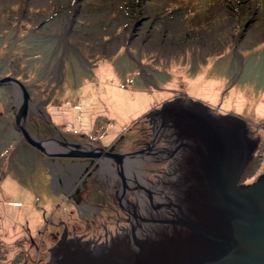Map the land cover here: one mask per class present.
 Listing matches in <instances>:
<instances>
[{"label": "rangeland", "instance_id": "1", "mask_svg": "<svg viewBox=\"0 0 264 264\" xmlns=\"http://www.w3.org/2000/svg\"><path fill=\"white\" fill-rule=\"evenodd\" d=\"M4 77L34 97L26 127L37 138L131 153L153 133L145 113L190 97L248 121L259 145L240 182L264 173V0H0ZM17 101L0 84V264H46L64 225L112 227L116 181L97 159L30 146ZM152 162L139 163L147 188Z\"/></svg>", "mask_w": 264, "mask_h": 264}, {"label": "water", "instance_id": "2", "mask_svg": "<svg viewBox=\"0 0 264 264\" xmlns=\"http://www.w3.org/2000/svg\"><path fill=\"white\" fill-rule=\"evenodd\" d=\"M5 82L16 89V129L41 153L106 159L121 175L125 162L143 153L37 138L26 127L34 97L19 80L0 79ZM214 110L190 97H174L145 113L153 133H165L172 157L163 181L150 187L152 196L145 194L146 216L95 245L60 238L49 248L46 264H264V173L250 184L240 182L259 137L245 118ZM159 162H154L158 169L166 165Z\"/></svg>", "mask_w": 264, "mask_h": 264}, {"label": "flooded vegetation", "instance_id": "3", "mask_svg": "<svg viewBox=\"0 0 264 264\" xmlns=\"http://www.w3.org/2000/svg\"><path fill=\"white\" fill-rule=\"evenodd\" d=\"M169 148L170 144L168 143L165 133L161 130H155L154 133H151L150 138L139 143V147L137 149L142 150L143 153H140L138 160H136L138 162H129V160L125 162V165L123 166L124 175H121L116 167L108 165V167L106 168V166L103 167L100 164V175H102V177H104L106 181H108V179H111V176L113 175V179H115L116 181L115 183L108 184L109 186L107 191L108 195H111H109L111 197L110 200L112 203L109 207L111 209L110 213L112 212V215L115 219L113 220L112 227H109L106 224L102 223L100 225V229L96 230L95 233H89L87 232L89 228L85 226V230H81L79 234H75L74 228L72 229L73 231L71 230V232H69L67 230L68 227L64 225L63 232L61 233V238H78L84 241H89L93 244L101 243L112 236L125 233L127 230H130L132 226L138 225V223L141 221L140 217L146 216L147 214H144L143 212L144 208L146 207L145 194H147L149 197L150 192L152 196V192L150 191L151 189L141 185V183L139 182V180L142 181V179L137 175L138 173L141 174V172L143 171L141 168H139V163L141 162V160H147V158L149 157H151L150 159L153 161L152 163L166 161V165L161 166L160 169L152 168V170H148V172L156 171L157 173H154L156 177L165 176L167 175L169 169L171 170L170 164L172 162V157L167 152V149ZM161 180L162 178L160 177L155 183H152L151 181L149 182H151V186H153L158 182H161ZM125 183L126 187H124ZM49 252L52 258V251L50 250Z\"/></svg>", "mask_w": 264, "mask_h": 264}, {"label": "bare ground", "instance_id": "4", "mask_svg": "<svg viewBox=\"0 0 264 264\" xmlns=\"http://www.w3.org/2000/svg\"><path fill=\"white\" fill-rule=\"evenodd\" d=\"M136 160H138V158L130 159L129 162H130V161H131V162H132V161L138 162V161H136ZM100 163H101V165H102L103 167L106 166V168L108 167V165H109V166H112V165L110 164L111 162H110L109 160H106V159H105V160H102ZM125 168H126V167H125Z\"/></svg>", "mask_w": 264, "mask_h": 264}]
</instances>
